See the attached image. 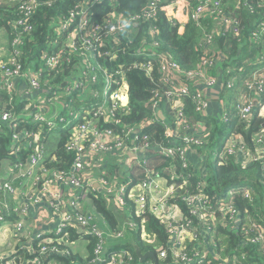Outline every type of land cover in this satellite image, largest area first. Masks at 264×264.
Listing matches in <instances>:
<instances>
[{
  "label": "trees",
  "instance_id": "1",
  "mask_svg": "<svg viewBox=\"0 0 264 264\" xmlns=\"http://www.w3.org/2000/svg\"><path fill=\"white\" fill-rule=\"evenodd\" d=\"M25 1L29 0H0V29L6 31L10 51L9 55L0 56V111H9L18 117L15 123L7 122L0 126V163L10 159L13 170H18L21 164L27 163L29 157L36 153V147L40 145L43 150V169L69 171L72 170L74 161L79 155L77 150L67 148L73 141L74 133L70 132V129L58 125L53 128L48 124L37 123L33 115L28 114L31 111L35 112L34 108L38 105L35 99L30 96L23 98L18 96L17 92L9 94L10 88L8 91L4 89L7 72H12L13 76L30 74L37 76L43 84L52 87V91L46 93V96L58 101L56 105L67 107L61 115H68L70 110L77 109L81 104L97 102L98 97L93 96V90L101 87L103 79L100 75L103 74V69L108 74L124 71L130 109L126 111L122 107L116 108L110 119L102 115H90L87 119L92 122L97 120L95 126L102 133L110 129L117 134H123V131L126 132L129 128H142L147 134L150 147L145 150L141 158L134 160L132 171L128 172L127 178L124 177V181H127L124 185L127 187L140 185L152 176L158 175L165 178L169 185L175 186L173 194L169 196L170 204L178 205L185 219H192L194 222L196 238H192L182 246L189 255H192L195 249L202 250L198 247L199 240L203 243L205 235L216 230V234L221 233L224 236L223 240L217 242L216 237L213 241L211 239L216 251L225 242L227 251L236 249L232 255L238 257L239 253L245 252L248 263L264 264V245L260 241H251V238L258 237L264 232V164H262L264 161L243 163L233 155L221 159L219 156L213 158L210 153V149L215 148L217 143L226 138L231 131L243 133L248 145L253 146V134L264 123V118L258 111L260 102L257 103L255 116L249 124L239 122L236 118L226 123L222 120L223 109L219 117L206 114L208 116L203 118L196 112V105L192 99L187 97L184 100V107L189 122L199 124L205 120L211 127L210 142L197 149L205 158L203 168L200 166L198 169L190 155L186 162L179 155L172 158L161 156L159 159L150 156L153 153L157 154L156 147L160 143L170 146L182 141L177 137L174 141L166 134L165 122H173L177 112L173 109L175 102L169 100L165 92L170 88L171 83L177 80L171 77L169 72L162 70V59L172 57L180 64L181 70L191 71L200 69L204 57H217L218 65L209 68V74L225 81L233 76L243 80L242 78L249 76L251 70L256 67V60L264 53V0H220L222 7L228 13H234L240 23L236 25L231 22L224 28L220 26L221 20L216 15L204 14L199 18L193 17L201 0L95 1L90 6L92 13L90 26L93 27L88 29L77 27L78 16L71 18L72 12L79 10L75 0H36L37 3L29 14L19 8ZM110 13H114V16L109 18ZM97 24L100 27H95ZM127 24H130L129 29L111 33L112 25ZM27 27L30 29L27 30ZM219 31H227V33L223 35ZM254 33L259 36V41L253 38ZM206 36L212 37L211 48L204 44ZM143 49L150 53L149 58H140L137 52ZM53 52L61 55L60 64L56 69L45 65V58ZM12 55L15 57L14 60ZM90 55H94L93 59L104 65L103 69L96 72L97 76H100L99 80L92 82V86L85 91L79 87L80 94L77 90L71 95L55 96L52 92L66 93L72 80L81 78L80 74L84 71L85 62ZM166 68L170 69L168 66ZM40 70H42L41 74L37 75ZM176 73L191 84L192 90L202 89L197 85L199 80L188 79L187 74L181 71L174 72V75ZM228 92L229 90L223 88L220 96L229 103L231 101L229 99L233 97L227 95ZM262 99L264 101V97ZM155 106L163 111L166 121L160 118ZM53 107L54 104L49 105V110ZM75 122L77 124L84 122V115L82 114ZM175 122L172 128L176 127ZM184 132L182 130L181 134ZM51 133H56L54 135L56 137L49 138L47 135ZM27 143H32V146ZM95 157L96 155L93 158ZM184 163L187 165L185 166ZM93 164L94 160L92 164L87 162L89 168L93 167ZM117 167L118 164H113L110 173L106 171L103 176L108 181H113L111 177ZM42 172L43 170L38 168L33 174L35 177L33 181L39 182L36 176L41 178ZM48 178H52V173H49ZM245 183L250 185L248 193L239 191L228 194L231 187ZM201 192L207 197L211 208L203 211L206 214L204 216L206 222L200 221L198 216L190 215L184 199L187 194ZM221 201L233 203L238 212L236 221L233 219L231 221L228 214L219 208ZM93 202L99 214L117 228L107 200L99 195ZM123 205L130 212L132 208L131 215L138 214L136 216L144 221L147 230L154 236L155 243L153 244V241L149 245L144 242L139 243L141 249L159 255L164 251L167 260L171 261L174 258L177 261L174 257L177 253L174 251L176 246L171 242L172 234L167 222L159 219L148 208L140 212L135 199L130 195H125ZM222 219L227 220L229 224L224 225ZM207 225L212 229L205 233ZM232 228L234 230L229 232L228 229ZM70 233L71 239L74 240L77 231L71 230ZM22 236H14V238L24 241ZM86 237H88L89 249L86 262H89L95 257L94 249L100 239L91 233ZM17 244H19L17 250L28 256V253L22 249L23 245L19 241ZM60 244L71 252L70 255L60 256L59 263L76 264L75 260L79 256L73 253L69 240ZM117 259L122 264H137L135 258L125 261L121 260L122 257Z\"/></svg>",
  "mask_w": 264,
  "mask_h": 264
},
{
  "label": "built area",
  "instance_id": "2",
  "mask_svg": "<svg viewBox=\"0 0 264 264\" xmlns=\"http://www.w3.org/2000/svg\"><path fill=\"white\" fill-rule=\"evenodd\" d=\"M95 1H105V0H75L77 2L79 10L72 12L71 18L78 16L79 21L77 27L80 29H88L91 21V12L90 6ZM36 0H29L23 2L19 8L24 11L26 14L31 13L32 9L36 5ZM206 14L207 16L216 15L221 20V27H227L231 22L236 25H239V21L234 13H228L225 8L222 7L220 0H201V3L197 7V10L193 14V17L199 18L202 15ZM109 18L114 16V13L108 14ZM22 23V21H20ZM66 26V25H65ZM95 27H100L97 24ZM130 28V24L126 26L112 25L111 33H116L118 30H126ZM30 27H27V30ZM220 34L225 35L227 31H219ZM20 37V36H19ZM254 39H258L259 36L257 33L253 34ZM260 39V38H259ZM258 39V41H259ZM204 44L206 47H212V37L206 36L204 39ZM51 47V46H50ZM90 49V47L88 46ZM18 52H16L17 54ZM142 59H147L150 57V53L143 49L137 52ZM94 55H90L85 62V69L80 74L81 78H74L72 84L68 88V94H73L80 89L85 90L89 85H92V82H97L100 76H102L103 82L101 87H96L93 90V96L99 97L98 102H93L92 104L82 105L80 109L70 110L68 114L70 117L61 115L60 112L51 113L49 110V105L54 104L56 101L52 97L46 96V93L51 92L52 87L47 86L48 84H43L42 81L35 75H17L13 76L12 72H7L5 75V88L8 91V88L14 86L13 83H9L10 79H19L28 81L29 83V93L28 95L35 99V102L38 104L34 108V111H31L28 114L33 115L34 120L37 123L48 124L53 128L58 125L60 122L69 123L67 129H70V132H73V141L67 146L69 150L75 149L78 152L72 170L66 171L65 169H43V150L39 145L36 147V153L32 154L27 163H23L19 166L18 172L21 177L27 179L29 183L33 179L34 172L40 168L43 170V178L36 176L38 181L32 182V191L29 195V200L31 203H40L41 201L48 202L49 206L52 207L54 213L58 218V223L54 229H52L48 234H39L33 237V245H25L24 241L17 240L22 246V249L28 253V256L24 252H20L15 249L7 255L0 256V264H51L56 258L60 256L67 255L71 252L70 249L64 247L60 242L69 240L71 235V230H78V232L84 230L85 235L89 233L95 235L100 239L99 244L94 249L95 258L90 260L87 264H122L118 261L117 253L113 252L111 257L108 259L99 258L103 250L102 230L91 222V217H84L76 212L75 207L69 208L64 206V201L62 197L64 195L55 193L51 190L50 184L60 183L61 185H67L73 187V193L75 195V189L81 188L86 182L85 172L88 170L87 162L92 164L95 158L101 157L102 154H106L107 151L121 149L124 150L126 147L127 137H133L135 130L123 131V137L121 134L113 132V130L106 129L103 133L99 132L95 126V122L87 120L90 115H102L106 119H110L114 115V109L122 107L124 110L128 111L130 109V99L128 93V84L126 80V75L124 71L108 74L105 69H103V63H98L93 59ZM61 55L57 52H53L45 58V65L51 69H56L60 64ZM261 61H264V55L261 57ZM15 57L12 55V60ZM218 58L206 56L203 58L202 65L200 69L185 71L181 70L180 64L175 61L172 57H164L162 59L164 72H169L171 77H173L176 82H172L170 88L165 92V95L169 100L175 102L173 109L177 112L175 116V125L177 127L176 133H178V139L182 140L180 143L174 145H157L158 155L164 157H175L179 155L183 161L188 160V155L192 153H198V148H202L210 142L211 138V127L207 123L202 121L199 124H191L189 122L188 114L185 110V102L187 97H190L194 104L196 105V112L199 113L203 118H205V111L209 106L210 98L206 95V88L221 86L229 90L227 95H232L234 100L233 105L230 106V103L223 100V114L222 120L226 123H230L229 120L236 118L239 122L249 124L255 116L256 103H263L262 97H264V72H254L239 79L236 76H233L228 81L222 80L220 77L213 74H209L208 69L211 67H217ZM13 63V62H12ZM201 64V63H200ZM166 66L170 67L167 69ZM103 69V74L97 76V71ZM182 72L187 74L188 79H197L199 84H197L202 89L192 90L191 84L183 80L177 73L174 75V72ZM16 73L18 70L15 71ZM42 70L38 72L37 75H40ZM15 73V74H16ZM230 73V71H229ZM187 82V83H185ZM79 87H81L79 89ZM85 87V88H84ZM60 92V91H57ZM54 91L57 97H63L60 93ZM62 92V91H61ZM157 111L158 107L155 106ZM84 115V122L78 123L75 122L81 115ZM28 117V116H27ZM59 117V118H58ZM18 117L14 116L12 112L9 111H0V126L3 123L12 122L15 123ZM76 119V120H75ZM166 121V116L163 119ZM23 122V121H21ZM119 122V121H118ZM59 126V125H58ZM122 126V125H121ZM165 127L167 129L168 135H173L174 132L168 126V123L165 122ZM185 129V132L181 134L182 130ZM140 135H137V139L134 141L132 149L134 151L143 149L145 151L150 144L147 142V134L143 131L142 128H137ZM136 130V131H137ZM138 132V133H139ZM19 136V135H17ZM27 145L32 146V143H27ZM224 153L220 156L221 159H224L227 155H233L237 160L243 163H250L254 161H264V123L259 127V129L253 134V146L248 145L246 138L241 132H230V135L226 137L224 146ZM224 156V157H223ZM264 164V163H262ZM186 166L187 164L184 163ZM264 170V167H263ZM49 173H52V178H48ZM32 176V177H31ZM31 177V178H30ZM157 178H161L158 175L152 176L148 181L140 184L134 185L133 187H127L126 185L117 186L109 192L111 195L115 196L114 198L119 200L121 204L124 203L125 195H130L136 201L137 209L140 212H144L147 208L153 212L159 219L165 220L167 222V227L171 230L172 240L171 242L176 246L175 250L177 261L180 260L181 264H217L208 259L207 255L202 252L201 249H195L192 255H189L183 246V239L185 237L187 229H190L189 234L192 238H196V232L193 228V220L185 219L182 210L177 205H170L169 196L174 192V185H170L167 191H162ZM26 183V184H27ZM0 189L5 190L6 192L13 193V183L11 180H6L0 185ZM245 193H248L249 190H243ZM155 200L156 203L150 204L152 200ZM184 199L187 202L189 213L191 216H198L200 221L206 222L204 216L206 215L203 211L211 209L208 204L207 197L201 193H190L184 196ZM76 203V202H75ZM73 206L74 202H72ZM219 208L222 211H225L229 218L236 221L238 218V212L234 207L231 201H221L219 203ZM9 208V206H6ZM69 208V210L67 209ZM19 219L15 222H7L4 215L0 211V225L4 223L3 227L8 230H12L15 236L21 237L25 231L26 221L24 214H27V207L25 205L20 206ZM178 211V213L176 212ZM226 216V215H225ZM224 225H228L229 222L225 219ZM2 227V225H1ZM0 227V229H1ZM2 227V228H3ZM84 228V229H83ZM212 229L211 226H207L208 232ZM86 231V232H85ZM195 232V234H194ZM252 242H262L264 245V232L258 235V237L251 238ZM67 242H64V244ZM240 256L236 257L237 260L234 264H250L247 262V254L245 252L239 253ZM32 255V256H31ZM31 256V257H30ZM160 256L166 257L164 251L160 252ZM105 261V263L103 262Z\"/></svg>",
  "mask_w": 264,
  "mask_h": 264
},
{
  "label": "crops",
  "instance_id": "3",
  "mask_svg": "<svg viewBox=\"0 0 264 264\" xmlns=\"http://www.w3.org/2000/svg\"><path fill=\"white\" fill-rule=\"evenodd\" d=\"M0 44H4L5 46L7 45V47L9 48L6 31L2 29H0ZM9 53L10 51L7 54L9 55ZM262 55H264V53ZM18 85H19V90H17L18 91L17 95L22 96L23 98L29 97L28 93L30 88H27V82L21 81L18 83ZM91 86L92 85H89L87 88H90ZM205 91H206L205 92L206 95L210 98V103L205 111V116L207 117L209 114H212V116L219 117L223 108V103H222L223 100L220 96L221 93L223 92V88L219 85L216 87L206 88ZM78 94H80V91H78ZM6 97L7 95H5V98ZM79 99L81 100V97H79ZM99 100L100 98L98 97L97 102ZM57 102L58 101H55L54 107L50 109L51 113L54 112L63 113V111H66L67 107L63 105L61 106V104L56 105ZM87 104H92V103H87ZM82 105L85 104H81L77 109H80ZM258 111H260V116L264 118V106L262 107L261 103H260V109ZM65 116L70 117V114L68 115L66 114ZM174 122L175 120L173 122L172 121L168 122V126L171 130H173L174 134L171 136L168 135L167 129H166V134L169 137L173 138L175 141L177 139L176 137H178V133H176L177 127L172 128ZM69 123L60 122L58 123V125L67 126ZM128 130H132V131L135 130V134L133 137H127L126 147L124 148V150L121 149L112 150V151L109 150L107 151L106 154L104 155L102 154L101 157L96 156L94 159L93 171L87 170L85 172L86 182H84L81 188L75 189L74 191L75 195L72 190L73 187L67 185H61L60 183L50 184L51 190H53L55 193L64 195V197L62 198L64 199V201L67 200V202L64 203V206L66 207L68 206L69 208L75 207L76 211L79 212L81 216L91 217V222L97 225L102 230L103 232L102 244L104 248L99 258L108 259L109 257H111V254L115 252L117 253L118 258L122 257L121 260L123 261H125V259L135 258L137 264H157V263L181 264L180 260L175 261L173 258L171 259V261H169L167 260V257L160 256L157 253L155 254L156 255L155 258L152 256H148L145 259H143L142 257L144 255H146L147 253H151L152 251H149L147 249H141L139 243L144 242L146 245H149L153 241L154 244L155 243L154 236L152 235L151 232L147 230V226L144 223V221L138 218V216H136L138 214H136L135 216H133L134 214L131 215V212L133 213L132 208H131V212L130 210H128V208H124L125 204L124 205L121 204L120 201L115 199L114 198L115 196L111 195L109 192L111 189L113 190L117 186L124 185V183L127 182L124 181V177L127 178L128 172L132 171V165L134 160H138V158H141L142 154L145 152L143 151V149H140V147L136 151L132 149L135 141V139L133 138L137 139V135H140V132L139 133L136 132L137 128L136 129L129 128ZM183 130L185 131V129ZM54 135H56V133L53 134L51 133L50 135L47 136L49 138H55L56 136ZM121 135L125 137L122 133ZM49 138L48 140H50ZM134 146L136 147V145ZM150 156L154 157L155 159L160 158L158 153L150 154ZM190 156L194 165L198 169H200V166L203 168L205 163V158L203 157L201 152L195 154L192 153ZM101 162L102 164H100ZM113 164L114 165L118 164V167L117 170L113 172L114 175L112 174L113 176L111 178H113V181H108L107 178L103 176V174L106 171L110 173V169ZM11 165L12 164L10 159H5V161H2L0 163V185L1 183H3L8 179L11 180V182L13 183V191H12L13 193L10 192L8 193L5 190L0 189V211L2 215L5 216L7 222H15L19 219V214H20V209L19 211H16L17 208H19L22 205H25L27 207V214L23 215L25 216L24 217L26 221L25 231H27V234L26 232L23 233L22 240H24L25 244H30L33 241V237L39 234H48L52 229H54L58 223V218L54 213L52 207L49 206L48 202L45 201H41L40 203L30 202L29 195L32 191V182L35 179V177L33 176V179L29 183H27L28 180L27 179L23 180L18 170L15 169L13 170ZM43 177L44 176L42 174L41 178ZM156 180L159 183L161 190L163 189L162 191L168 190L170 185L168 184L165 178L161 177V178H157ZM99 195L102 196L104 200H107L108 208L110 209L114 217V221L117 224V228H114L111 222L106 220V218L101 214H99V212L97 211L93 201L95 197ZM72 202H74L75 206H73ZM7 205L9 206V208L6 207ZM69 208L67 209L69 210ZM176 212L178 213V211ZM1 225L3 227L4 223H2ZM2 227L0 229V256L9 254L13 250L17 249L19 246V244H17V240H15L14 238L15 235L13 234V231L11 229L8 230L5 227L3 228ZM115 230H117V232ZM232 230L234 229L233 228L228 229L229 232H231ZM76 231H77V235L74 240L71 239V235H70L69 245L72 247L73 253L79 256L77 258L79 259V261H77V259L75 260L76 264H87L88 262H86V258L87 256H89V249L87 247L88 237H86L87 235L83 233L84 230L80 231L81 236L78 230ZM204 232L205 231L203 230V233ZM216 233L217 231L214 230L212 233L206 234L205 235L206 238H203V243H201V240H199L198 243L200 245L198 247H201L202 252L206 254L208 259L214 263L234 264L237 258L236 256L232 255V252H234L236 249H234L233 251H227L226 249L227 244L224 242L222 243L224 245H222L220 249H217V251L215 250V246L212 244V241L215 239V237L217 239L216 242L224 239V236H222L221 233L218 234ZM190 240H192V236L189 234V231H187L183 239L184 242L182 244L185 246ZM232 241L234 242V239H232ZM138 248L140 250V255H138L137 253ZM174 257L177 260L176 256ZM58 259L59 258H56L54 262H51V264H60ZM103 262L105 263L104 260Z\"/></svg>",
  "mask_w": 264,
  "mask_h": 264
},
{
  "label": "rangeland",
  "instance_id": "4",
  "mask_svg": "<svg viewBox=\"0 0 264 264\" xmlns=\"http://www.w3.org/2000/svg\"><path fill=\"white\" fill-rule=\"evenodd\" d=\"M9 52V48L7 47V45L5 46L4 44H0V56H2V55H6L7 53ZM254 72H259V73H261V72H264V62L263 63H261V64H259V65H257L253 70H251V72L249 73V74H251V73H254ZM13 81H14V86L12 87V88H10V90H9V94H11V93H15V92H18L17 90H19V85H18V83L19 82H21V80H19V79H15V78H13V79H10V81H9V83H13ZM26 82H28V81H26ZM27 88H29V83H27ZM28 90V89H27ZM55 92H57V91H55ZM54 93V92H53ZM57 93H60V95H71V94H68L67 92L66 93H64V92H57ZM55 95V94H54ZM56 96V95H55ZM229 100H231L229 103H230V106L231 105H233V103H234V100H232V99H229ZM222 103H223V101H222ZM224 104V103H223ZM262 104V107L264 106V102L263 103H261ZM224 107V106H223ZM259 115H260V111H259ZM234 119V118H233ZM232 132V131H231ZM228 135H230V133L228 134ZM227 135V136H228ZM225 140H226V138H223L221 141H219L218 143H217V145H216V147L214 148V147H212L211 149H210V153H211V156L214 158V157H217L218 155H222L223 153H224V150H223V146H224V143H225ZM224 157V156H223ZM100 164H102V162L100 163ZM94 167V166H93ZM93 167H91V168H88V170H92L93 171ZM115 179V178H114ZM251 184H252V182H250ZM163 190V189H162ZM263 197H264V195H263ZM152 201L150 202L149 201V203L150 204H154V203H156V201L155 200H153V199H151ZM263 203H264V201H263ZM261 218H263V216H261ZM224 221V220H223Z\"/></svg>",
  "mask_w": 264,
  "mask_h": 264
},
{
  "label": "clouds",
  "instance_id": "5",
  "mask_svg": "<svg viewBox=\"0 0 264 264\" xmlns=\"http://www.w3.org/2000/svg\"><path fill=\"white\" fill-rule=\"evenodd\" d=\"M262 56V55H261ZM261 56H259V57H261ZM264 62V61H263ZM262 61H261V58H259V59H257L256 60V66L257 65H259V64H261V63H263ZM76 120V119H75ZM61 123H64V122H61ZM60 127H62V128H67V126H65V125H59ZM245 189H250V185L248 184V183H245V184H243V185H240V186H233V187H231L230 189H229V191H228V194H232V193H234V192H239V191H243V190H245ZM31 193H33V191L31 192ZM32 243V242H31ZM30 243V244H31Z\"/></svg>",
  "mask_w": 264,
  "mask_h": 264
},
{
  "label": "water",
  "instance_id": "6",
  "mask_svg": "<svg viewBox=\"0 0 264 264\" xmlns=\"http://www.w3.org/2000/svg\"><path fill=\"white\" fill-rule=\"evenodd\" d=\"M201 88H202V86H201ZM255 103L257 104V99H255ZM157 113H158V115L160 116V118L161 119H164L165 118V115H164V113L162 112V110L161 109H158V111H157ZM137 133L139 132V130H137L136 131ZM32 192V191H31ZM31 194V193H30ZM137 253H138V255H140V250H139V248L137 249ZM143 256V255H142ZM148 256H152V257H156V255L154 254V253H147L146 255H144L142 258L143 259H145L146 257H148ZM158 264V263H157Z\"/></svg>",
  "mask_w": 264,
  "mask_h": 264
}]
</instances>
